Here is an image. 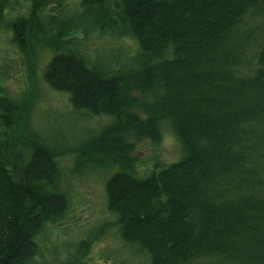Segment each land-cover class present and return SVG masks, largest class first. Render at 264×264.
Instances as JSON below:
<instances>
[{
  "label": "trees",
  "instance_id": "1",
  "mask_svg": "<svg viewBox=\"0 0 264 264\" xmlns=\"http://www.w3.org/2000/svg\"><path fill=\"white\" fill-rule=\"evenodd\" d=\"M258 21L264 0H0V29L17 56L0 61V264H38L41 235L63 232L74 213L75 178L103 170L113 171L103 184L110 223L70 238L79 258L60 264H93V243L113 227L144 264H264ZM93 32L136 49L91 55ZM43 57L42 83L71 113L110 119L97 138H42L32 113ZM9 62L22 64L19 92L5 85ZM164 125L182 156L141 174L136 144L158 145Z\"/></svg>",
  "mask_w": 264,
  "mask_h": 264
},
{
  "label": "rangeland",
  "instance_id": "2",
  "mask_svg": "<svg viewBox=\"0 0 264 264\" xmlns=\"http://www.w3.org/2000/svg\"><path fill=\"white\" fill-rule=\"evenodd\" d=\"M254 26L264 28V22H255ZM9 37L7 32H2L0 29V56L2 57L0 61L5 59L7 63L8 58L11 56L14 59L17 58L16 54H9L11 51V43L8 41ZM255 38L259 39L258 36ZM85 49H88L91 55L97 54L103 49V52L106 51V53L110 51L115 52V49H119V51L124 50V53H130V50L136 49V46L132 40H113L107 34L100 37L96 32H93V35L86 42ZM108 58L110 57L105 56L101 60ZM39 63L40 68L37 84L42 88L36 94L37 97L34 103L35 107L32 113V120L36 128L42 134L44 133L42 138L49 141L50 139L52 141L55 139L59 142L58 144H65L66 142L69 145L81 143L87 139L97 138V135L108 126L110 119L102 116L92 117L82 115L81 113H71L73 111L67 99L58 94L54 95V93H50L45 84L42 83L40 73L41 68L46 64V57L41 58ZM9 64L12 65V71L8 72L10 77L5 85L13 93L19 92L26 85V79L19 71V69H22V64H13L12 62H9ZM162 133V140L158 145L151 146L146 141H141V143L136 144L133 156L136 160H142V167L139 169L141 174H145L144 170L149 172L162 170L166 167L165 165L169 166L170 164H174L181 158V145L176 141L169 125L163 126ZM112 174V170H103L100 172L99 178L97 175L91 176L89 180L79 176L75 178L74 193L79 200L75 204L74 213L61 222V224L66 226L63 232L59 231L58 235H56L55 231L57 229L54 230L48 227L41 235L39 244L43 246V249L38 252L35 258L38 264H60L71 261V259L79 258L77 253L78 246L74 245L70 238L79 240L85 237V234L93 232L95 228L98 236L100 234L98 228L104 223H110V218L105 219L104 217L106 213L103 211L105 208L103 184ZM144 177L141 178L143 179ZM113 232L117 234L114 227L103 235L100 240L93 243L88 253L89 262H94L93 264H144L145 257L140 253H136V251L132 253L128 247H125L120 242L118 236H115ZM62 238L66 239L62 241ZM55 243H58V247L53 248L49 246ZM45 245L49 247L45 248ZM199 264L209 263L207 261H200Z\"/></svg>",
  "mask_w": 264,
  "mask_h": 264
}]
</instances>
